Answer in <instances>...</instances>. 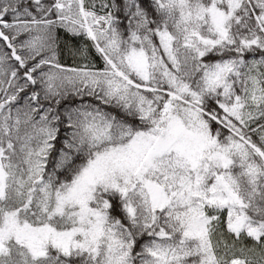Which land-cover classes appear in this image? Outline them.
I'll list each match as a JSON object with an SVG mask.
<instances>
[{"label": "snow or ice", "instance_id": "1", "mask_svg": "<svg viewBox=\"0 0 264 264\" xmlns=\"http://www.w3.org/2000/svg\"><path fill=\"white\" fill-rule=\"evenodd\" d=\"M0 264H264V0H0Z\"/></svg>", "mask_w": 264, "mask_h": 264}]
</instances>
